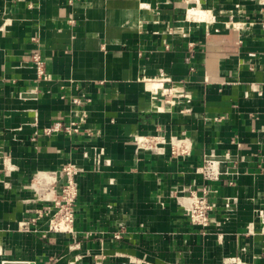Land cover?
<instances>
[{"label":"crops","instance_id":"obj_1","mask_svg":"<svg viewBox=\"0 0 264 264\" xmlns=\"http://www.w3.org/2000/svg\"><path fill=\"white\" fill-rule=\"evenodd\" d=\"M259 8L257 0H0V264H264ZM160 72L167 80L152 88ZM80 90L90 101L74 105ZM58 117L78 120L80 131L44 134ZM157 132L185 138L187 152L137 148L135 135ZM206 159L217 180L197 171ZM68 161L81 169L71 231H50L44 218L20 231L54 198ZM203 184L215 190L205 229L178 204Z\"/></svg>","mask_w":264,"mask_h":264},{"label":"built area","instance_id":"obj_2","mask_svg":"<svg viewBox=\"0 0 264 264\" xmlns=\"http://www.w3.org/2000/svg\"><path fill=\"white\" fill-rule=\"evenodd\" d=\"M257 2L261 4L259 11L261 12V24L264 27V0ZM263 5V6H262ZM193 13V12H192ZM196 14V13H195ZM194 13L192 15H195ZM202 17L210 18L205 11L200 12ZM30 61L35 67V71L38 77H46L45 74V60L39 52H33L30 54ZM167 78L160 72L155 78L149 79V84L152 88H160L163 82ZM90 98L82 91H78V94L73 95L71 102L74 105H84L89 102ZM80 131L79 121L73 118H55L42 128V132L46 135L56 132H64L67 134L78 133ZM35 139V136L31 138ZM137 148L141 150H148L152 152L160 153L164 149L166 144H169L170 152L172 155L179 156L184 155L187 152V140L181 136L172 135L168 138L157 132L155 134H137L134 137ZM98 160V158H95ZM216 162L210 159H206L205 162L197 166L196 169L203 176L204 180L212 181L217 180L219 171L215 166ZM81 172V169L74 163L68 161L65 162L60 170L59 175L63 176L64 181L59 183V190L50 201L45 203L36 209L37 214L30 218H23L18 222V229L20 231L29 230L30 223L36 222L39 218H44L48 222V229L54 232H70L74 222V204L79 194V187L77 176ZM51 182H55L52 178ZM184 196L178 201L188 221L201 229H205L212 221L211 213L214 210V202L210 198V193L215 190H211L207 185L203 184L198 192L195 188H186ZM176 192V190H174ZM220 224L219 221H216ZM114 236L119 238V234L115 233Z\"/></svg>","mask_w":264,"mask_h":264},{"label":"water","instance_id":"obj_3","mask_svg":"<svg viewBox=\"0 0 264 264\" xmlns=\"http://www.w3.org/2000/svg\"><path fill=\"white\" fill-rule=\"evenodd\" d=\"M1 264H35V262L26 260H3Z\"/></svg>","mask_w":264,"mask_h":264},{"label":"rangeland","instance_id":"obj_4","mask_svg":"<svg viewBox=\"0 0 264 264\" xmlns=\"http://www.w3.org/2000/svg\"><path fill=\"white\" fill-rule=\"evenodd\" d=\"M258 1H260L261 2V0H258ZM260 6H261V4H260ZM263 6V5H262ZM261 20H260V22L262 21V18H260Z\"/></svg>","mask_w":264,"mask_h":264}]
</instances>
